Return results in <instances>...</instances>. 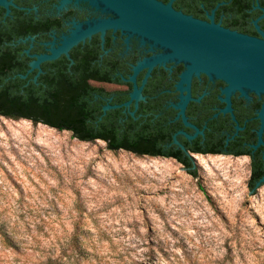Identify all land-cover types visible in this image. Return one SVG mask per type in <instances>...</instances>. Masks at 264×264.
<instances>
[{
    "label": "rangeland",
    "instance_id": "374dc122",
    "mask_svg": "<svg viewBox=\"0 0 264 264\" xmlns=\"http://www.w3.org/2000/svg\"><path fill=\"white\" fill-rule=\"evenodd\" d=\"M195 165L0 116V264H264L248 161Z\"/></svg>",
    "mask_w": 264,
    "mask_h": 264
},
{
    "label": "flooded vegetation",
    "instance_id": "af4514ba",
    "mask_svg": "<svg viewBox=\"0 0 264 264\" xmlns=\"http://www.w3.org/2000/svg\"><path fill=\"white\" fill-rule=\"evenodd\" d=\"M158 1L172 2L175 10L202 21L210 22L214 10L215 23L223 26L225 19L234 20V14L222 8L231 1L214 7L215 0ZM261 9V0H249L243 21L251 24L249 14ZM119 18L103 0H4L0 89L14 81L17 96L37 97L39 92L27 91L30 84L61 82L54 96H64L70 94L64 82L81 80L88 89V122L104 121V116L106 128L131 122L136 131L148 130V145L166 148L144 156L196 163L198 156L228 155L245 158L251 178L264 177V93L248 88L228 92L225 79L202 70L192 74L188 91L192 63L139 32L106 25ZM231 31L263 38L260 30ZM76 37L79 40L65 49ZM53 50L58 54L54 60L33 66ZM136 89L141 98L132 96ZM98 141L110 145L106 139L84 142Z\"/></svg>",
    "mask_w": 264,
    "mask_h": 264
},
{
    "label": "water",
    "instance_id": "95a60500",
    "mask_svg": "<svg viewBox=\"0 0 264 264\" xmlns=\"http://www.w3.org/2000/svg\"><path fill=\"white\" fill-rule=\"evenodd\" d=\"M103 1L120 16L115 21L107 22V26L139 32L172 49V56L192 63L187 75L188 91L192 74L202 70L225 79L230 84L228 92L248 88L264 93V32L259 25L264 13L254 21L256 29L263 35L262 39H258L231 31L221 23H215V10L209 16L211 21L207 22L175 10L172 2L164 4L158 0ZM2 2L4 0H0V3ZM79 38L67 42L65 49L76 43ZM52 52L50 56H40L33 66L37 67L46 60H54L58 54L54 56V50ZM138 95L141 98L140 90L136 89L132 96ZM262 117L264 127V110ZM262 143L260 140V144ZM263 185L264 177L255 189Z\"/></svg>",
    "mask_w": 264,
    "mask_h": 264
},
{
    "label": "trees",
    "instance_id": "16d2710c",
    "mask_svg": "<svg viewBox=\"0 0 264 264\" xmlns=\"http://www.w3.org/2000/svg\"><path fill=\"white\" fill-rule=\"evenodd\" d=\"M226 1H231V3L223 5L222 8H226L228 12L233 13L234 20L225 19L223 27L231 30H257L254 21L263 15L264 9L249 14L252 23L248 24L243 21V18H246V14H248L247 4L249 0H215L212 7L219 2ZM261 1L264 5V0ZM259 25L264 30V18L259 21ZM64 83L70 94L54 96L55 92L60 93L61 82L32 83L27 91L39 92L40 95L37 97H22L17 96L18 91L14 89L19 86L18 83L14 81L4 82V89H0V94L8 91V95L5 97L0 96V116L14 120H29L35 124L40 123L55 128L58 131H68L81 141L106 139L110 143L107 146L110 150H125L137 156L152 155L153 149L166 150L164 146L152 147L148 145L147 141L150 140L148 130L136 131L132 128L131 122L116 124L111 128H106L108 116L103 117L104 121L88 122L87 118L90 114L88 113L89 99L86 83L81 80ZM99 114L100 118L102 113ZM179 162L191 175H197L195 163L189 160H179ZM262 178H257L254 175L249 181L250 188L254 190Z\"/></svg>",
    "mask_w": 264,
    "mask_h": 264
}]
</instances>
